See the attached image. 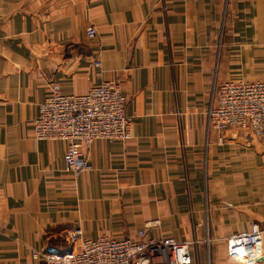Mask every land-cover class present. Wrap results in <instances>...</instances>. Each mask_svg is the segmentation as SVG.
<instances>
[{"label":"crops","instance_id":"crops-1","mask_svg":"<svg viewBox=\"0 0 264 264\" xmlns=\"http://www.w3.org/2000/svg\"><path fill=\"white\" fill-rule=\"evenodd\" d=\"M263 78L264 0H0V264L65 249L66 228L122 237L153 219L145 236L189 242L191 264H242L226 238L264 222V141L217 142L205 110L213 84ZM102 81L125 95L131 136L93 139L73 176L32 118L50 83Z\"/></svg>","mask_w":264,"mask_h":264},{"label":"built area","instance_id":"built-area-1","mask_svg":"<svg viewBox=\"0 0 264 264\" xmlns=\"http://www.w3.org/2000/svg\"><path fill=\"white\" fill-rule=\"evenodd\" d=\"M85 33L92 37L95 31L88 27ZM125 100L114 81H102L83 93H63L57 83H50L32 118L33 135L63 141V170L75 176L91 167L85 151L93 139L130 138L132 116L125 111ZM205 118L206 129L218 133L217 142L222 141L227 129L264 141V78L213 84ZM155 224L156 219L150 220L134 235L122 237L107 234L85 237L78 226L66 228L59 233L68 241L65 249L42 254L33 251L29 264H136V260L143 263L152 257L167 264H191L189 242L171 236H145L146 227ZM263 241L264 222L261 225L253 222L247 230L226 238V253L242 264H264Z\"/></svg>","mask_w":264,"mask_h":264},{"label":"rangeland","instance_id":"rangeland-1","mask_svg":"<svg viewBox=\"0 0 264 264\" xmlns=\"http://www.w3.org/2000/svg\"><path fill=\"white\" fill-rule=\"evenodd\" d=\"M247 137H249V138H250V137H253V138H255V139H258L257 137L252 136V135H251V136H248V135H247ZM258 140H259V139H258ZM259 141H260V140H259ZM261 141H262V140H261ZM63 239H64V238H63ZM64 240H65V242L68 243V241H67L66 239H64ZM64 246H65V243L63 244V247H64ZM56 250H57V249H56ZM237 261H238V260H237ZM238 262H239V261H238ZM239 263H240V262H239Z\"/></svg>","mask_w":264,"mask_h":264}]
</instances>
